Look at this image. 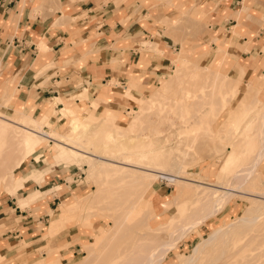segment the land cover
<instances>
[{"label":"rangeland","instance_id":"obj_1","mask_svg":"<svg viewBox=\"0 0 264 264\" xmlns=\"http://www.w3.org/2000/svg\"><path fill=\"white\" fill-rule=\"evenodd\" d=\"M164 23L170 31L181 32L183 29L189 28L185 17L180 20ZM186 37L197 38L194 35L180 36V42ZM175 41L177 42L178 40L175 39ZM144 46L156 48V44L150 42ZM193 53V51L189 52L183 49L177 52L174 55V59L171 60V70L168 75L160 80L158 87L153 88L141 97L136 96L133 92L136 86L128 85L127 102L128 105H131H129L128 110L124 111V113L118 112L119 117L105 116L98 109L99 106L94 107L91 104V107L81 115H77V111L72 107L71 109H73L74 114L68 113L65 115V119L51 121L53 129H58L60 132H63L68 127L72 118L74 122L82 125L78 132L81 138L72 139V137L67 136L66 139H61L64 143L69 144L70 147L53 146L50 144L41 147L27 146L22 148L20 152H16V154L18 153V157L13 158L7 164L9 171L17 163H21L22 165H20L23 166L31 163L32 159H34L40 165V161L43 160L47 167L54 163L55 167H64L63 170L67 172L66 185L70 191L69 194L55 204L52 210L48 212L49 216L37 220L36 227L38 229L36 231L41 233L42 240L35 247L37 248L36 255L38 258L36 264H74L80 261L86 257L84 246L90 245V243L98 238L99 233L101 235L113 225L114 219L112 218L114 211L110 210L111 207L120 205L121 200L117 194L113 195V197L117 199L118 204L115 200H111L112 197L109 191L115 189L117 186L106 185L107 187H104L105 190L107 189L105 194L101 196L97 193L99 183L93 173L100 164L97 160L92 159V155H97L101 159L112 160L117 165L125 162L137 166H146L145 164L150 166L147 158H150V160L158 159L159 164L161 161L163 167L165 169L168 168V170H172L173 168L169 164L170 161L174 157H179L189 163L185 168L187 171L186 178L201 181L203 182L202 187L209 189V194L207 193L209 197L206 196L205 199L209 198L211 201L207 199L208 201L205 200V204H212L220 199L221 195L226 192V189H233L235 187H241L240 191L246 190L250 194L253 193L251 195L254 196L255 193L256 195L262 193V197L260 195L261 198L234 193L233 197H228L224 201L222 209L215 216L207 220L204 225L196 228L184 240H178L176 236H171V233L176 228L183 227L188 221H192L193 218L194 220L198 219V217L200 218L206 212L194 213L187 209L188 206L185 205L175 206L173 209L167 210L164 203L171 202L173 196L178 194L179 184L158 178L155 180L150 193L146 196L140 207L132 211L128 220L129 223L134 224L143 216L141 210H151L153 220L149 222V227L143 230L152 233V241L149 237L147 241H144L146 242L145 247L143 246L135 250L136 244L140 243L139 238L136 236L133 239L129 238L133 241L128 244L126 241L128 249L125 253L124 262L126 264H131L126 262V257L140 259L142 254H144L142 250L150 253L152 250L171 240H176L177 246L166 255L162 264H183L184 259L192 253L194 247L200 241L225 225L232 217L240 214L246 215L260 207L264 208L262 205L264 204V199H262L264 197V162L259 167V172L253 174V176L249 172V167L251 168L256 162L258 153L261 150V118L264 115V72L255 80L252 78L248 81L243 78V81L248 82H242L241 84L240 81L233 78L236 76L235 70L227 69L228 60L224 53L218 51L216 57L209 64L203 66V68L207 67L211 72L220 71V74L231 77L234 87L232 83L230 87L231 92L230 88H223L220 85V81H216V84H213L214 87L208 89L214 97L210 99L206 96L207 90L204 89L206 72L195 61H190ZM180 89L183 90L181 91ZM234 93L235 95H233ZM79 98H86V94ZM219 98L223 100L219 101ZM7 99H2L0 103L5 102ZM213 99L218 100L219 105H217L218 107L213 106L214 112L212 113L213 110L208 111L212 107L210 108V106L204 105V103L213 101ZM53 101L55 102V99ZM53 101L43 106V111L37 118L32 116V110L27 112V116L43 124L48 123L49 118L47 115ZM180 102L183 103L181 107L178 106ZM177 106L180 108H177ZM55 107L54 110L56 112L64 109L62 107L56 110ZM200 107H202L201 110H198ZM196 110H198V114ZM3 111L7 116L13 115L6 108ZM187 111L191 116L196 113L200 117V124H185L186 119L190 117ZM68 118L69 120L66 122ZM84 124L87 128L83 129ZM35 127L36 125L33 123L30 126L31 129ZM84 137L87 139L85 140ZM129 137L133 139L130 140ZM69 139H72L71 143H68ZM77 139L78 141H76ZM72 149L81 150L87 154L75 153ZM153 166L157 167V164ZM20 171L21 169L15 171L13 190L16 191H13L14 194L12 191L7 190L5 186L6 180L10 176L9 172L5 175L0 174V195L7 193L13 196L24 189V184L29 177L16 176L19 175ZM238 171H241L242 176L237 179L235 174ZM42 177L43 173L40 171H34L31 176L37 182L42 180ZM20 179L22 183H20ZM156 190L161 191L162 196L156 194ZM210 190L211 192H215L212 194ZM35 194L30 199L37 198L41 192L38 191ZM90 195L91 197L95 196L93 206L88 205L83 210L76 212L70 211L71 213H68V215L63 214V216L61 214L63 209L70 210L76 208L81 199L88 198ZM98 195L101 196L100 199H98ZM96 198L97 200H95ZM21 203L24 204L23 202ZM25 204L27 205V201H25ZM21 207L24 208L26 206ZM27 207L32 208V205ZM200 207L198 208L200 209ZM59 209L60 214L58 215ZM154 210L158 216L155 215ZM173 216L179 217L173 221ZM51 220L59 223L53 233L54 235L50 234L53 225ZM263 223L264 221L258 223V233L254 232V234L264 235ZM61 234H65L69 238L71 235L74 236H71L72 241L70 243L65 241L63 243L59 240ZM18 240H15L16 243H12L10 246L14 247L16 251H23L26 248L27 250H32L34 248H30L25 240ZM261 242L264 244V238H262ZM262 243L259 242V245ZM231 251H234V249ZM263 252L264 245L257 246L256 244L255 248L252 251L249 249L246 255L261 257L260 261H262L264 260ZM213 254H216V252H212ZM116 255L117 253L112 254L111 257ZM210 255L211 253L207 254L206 257ZM56 256L58 257L57 261L54 260ZM4 263H6L5 258L0 260V264Z\"/></svg>","mask_w":264,"mask_h":264},{"label":"crops","instance_id":"obj_2","mask_svg":"<svg viewBox=\"0 0 264 264\" xmlns=\"http://www.w3.org/2000/svg\"><path fill=\"white\" fill-rule=\"evenodd\" d=\"M184 17L189 28L181 32L164 23ZM186 35L197 38L180 42ZM148 42L156 48L145 47ZM181 49L193 51L190 61L200 66L220 51L234 79H257L264 72V0H0V101L10 98L8 111L32 110L34 118L56 98L64 101L56 110L73 107L81 115L97 102L100 111L119 117L129 108L128 85L138 97L158 87ZM63 168L32 159L16 175L29 177L24 189L0 195L4 264L37 263V220L70 192ZM34 171L42 180L31 178ZM71 236L59 240L70 243ZM17 239L34 248L16 251L10 246Z\"/></svg>","mask_w":264,"mask_h":264},{"label":"bare ground","instance_id":"obj_3","mask_svg":"<svg viewBox=\"0 0 264 264\" xmlns=\"http://www.w3.org/2000/svg\"><path fill=\"white\" fill-rule=\"evenodd\" d=\"M76 20L78 21L79 19L77 18ZM203 70L206 72L205 79L204 77L203 79L205 80L204 89L207 90L206 96L208 98L210 99L214 98L212 93L209 92L208 89L213 88L214 87L213 84L214 83L216 84V81H220L221 83L220 85H222L223 88H230L232 86L233 80L231 79V77H228L225 74H220V71L211 72L210 70H208L207 67H204ZM177 72L180 73L179 71ZM233 87H234V83H233ZM219 89H218V92H219ZM230 91H231V88H230ZM183 92H182V95H183ZM235 93L233 95H235ZM85 94L86 92L82 95H85ZM9 100L10 98L7 99L5 102L0 103V174L5 175L7 172H9L10 176L6 180L5 186L7 190L12 191L13 193V191H16V190H13V181L15 179V171L18 170L22 164L20 163L21 164L20 165L19 163H17L9 171H8L7 164L11 162L13 158L18 157L17 155L18 153L16 154V152H20L22 148L27 147V146L41 147L46 144H50L53 146L70 147L69 144L64 143L62 140L66 139L67 136L72 137V139L81 138V136L78 135V132L81 129L82 125L74 122V119L72 118V120H70L68 127L63 132H60L58 129H53V125L51 124L52 119H65L66 114L68 113L74 114L73 109L71 108L64 107V109L60 110L59 112H56L54 110V107L57 104L64 103V101L61 100L60 98H56L55 102L53 101L51 109L50 110L48 109L49 111H48L47 116L49 120H48V123L46 124H43L39 122L38 120L28 117L27 112L25 111L14 110L12 116L5 115V112L3 111V109L7 107V103ZM220 100H223V99L219 98V101ZM219 101L216 99H213V101L205 102L204 105H208L210 106V108L212 107L209 110L207 109L208 111H211L213 110V106L215 107L219 105L218 103ZM224 102L226 103L225 100ZM91 104L94 107H98L100 105L97 102H92ZM181 104L183 103L180 102V105L178 106L181 107L182 106ZM178 106L177 108H180ZM201 108L202 107H200V109L198 110H201ZM198 110H196V113ZM213 112L214 110L212 111V113ZM196 113L192 114L191 116L188 112L190 117L186 119L185 124H188V123H192L195 125L200 124L199 123L200 117H198ZM102 114L108 117H114V116L107 115L106 109L102 111ZM32 123L36 125L34 129L30 128ZM261 125H262V135L260 139L261 150L258 153V158L256 162L251 166V168L249 167L250 169L249 172L251 176H253V174H256L257 172L260 171L259 167L264 162V115L261 118ZM84 128H87L85 124L83 125V129ZM62 133L63 135H61ZM72 139L71 140L69 139L68 143H71L70 141H72ZM86 139L87 138H85V140ZM129 139L131 140L133 138L129 137ZM76 141H78V139ZM72 151H74L75 153L87 154L86 152H83L81 150L72 149ZM92 159L97 160L98 163L100 164L99 167H96L97 169L93 173V175L98 179V183H99V188H98L97 193H99V195L102 196L103 194L106 193L107 189L105 190V188L108 185L117 186L115 189H111L109 191V194L112 197L111 200H115L118 204L117 199L113 197V195L117 194L121 200V204L118 206L116 205L114 207H111L110 211H114V215L112 218L114 219L113 225H111V227L106 232H103L101 235L100 233L98 234L99 236L96 235L98 236V238L92 243H90V245L84 246V249H85L84 252L86 254V257H84L83 259H81L80 261L74 264H126L124 261H125V253L128 251L127 244L133 241L131 239H133L134 236L138 237L140 241L138 245L136 244L135 250L138 248H142L143 246L145 247L146 242L144 241H147L149 237H150V240L152 241V233L143 230L149 227V222L153 220L152 218L153 213L151 210H148V211L141 210L143 212V216L138 221H136L134 224L129 223L128 220H129V217L132 211L140 207V205L142 204L146 196L152 190L155 180H157L158 178L164 179L174 184H179L178 194L177 195L175 194L176 196H173V200L171 202H168L166 204L164 203V206L167 208V210L173 209L175 206L185 205V206H188L187 209H189L191 212H194V213L206 212V214H204L200 218L198 217V219H195V220L193 218L192 221L187 220L188 223L185 224L183 227L181 228L179 227V229L176 228L175 231L171 233V236L173 237L176 236L178 240H184L190 233L192 234L196 228L204 225L207 222V220L215 216L220 211V209H222L221 207L224 201L228 197H233L234 193H238V194H242L246 196L247 195L254 196V195H251L253 193L250 194L246 190L240 191L241 187H235L233 189H228V190L226 189V192H224L221 195L220 199L216 200L212 204H209V203L205 204V200L207 199L210 200L209 198L205 199L206 196L209 194V189L203 188L202 187L203 182L201 181H194V180H189L186 178L187 171L185 170V168L189 165V163L186 161H183L179 157H174L170 161L169 164H171V166L173 167V168L171 167L172 170H168L166 166L165 167L167 169H165L161 161L159 164L158 159L150 160V158H147V160H149L148 162L150 163V166H147V164H145L146 166H137V165L125 163V162L123 164L117 165L116 162L112 160L101 159L97 155H92ZM155 164H157V167L153 166ZM241 176H242L241 171H238L235 174V177L237 179L240 178ZM214 192L215 191L211 192L210 190V193L213 194ZM99 195H98L99 197L98 199H100L101 197ZM260 195L262 197V193L257 194V195L255 193L254 197H260ZM263 195H264V192H263ZM210 197L212 198V196ZM94 198L95 196L91 197L90 195L88 196V198L81 199L78 202V206L76 208L70 209V210L63 209L61 214L68 215V213L69 214L71 213L70 211L76 212L79 210H83L88 205L93 206ZM262 199H264V197ZM95 200H97V198ZM262 205L264 207V204ZM198 207H200V209ZM198 210H201V211H198ZM153 212L155 213V215H157L155 210ZM178 217L173 216L172 217L173 221H175ZM261 221H264V208L262 207L246 215L240 214L238 216L232 217V219L227 221L225 225L216 229L212 234L208 235L204 240L200 241L194 247L192 253L184 259L183 264H257V263L264 264V260L260 261V259H262L261 257H254L253 255L251 257L248 254L246 255L247 251H249V249H251L252 251V249L255 248L256 244L257 246L264 245L261 242L262 238H264V235L256 234V233L254 234V232L258 231L257 225ZM51 223H53V225L50 230V234H53L54 231L57 229V226L59 225V223L56 221H52ZM261 230L263 231V229ZM262 231H259V232H262ZM126 241H127V244H126ZM259 242L262 244L259 245ZM176 246H177V241L171 240L169 242L162 244L158 248L152 250L150 253L142 250L144 254H142L140 259L136 257H126L127 259L126 262L131 263V264H162V262L165 260L166 255L171 250L176 248ZM232 249H234V251H231ZM212 252H216V254L212 255ZM116 253H117L116 256L111 257L112 254H116ZM210 253L211 255L206 257V255ZM263 255H264V252H263ZM259 256L261 255L259 254Z\"/></svg>","mask_w":264,"mask_h":264}]
</instances>
